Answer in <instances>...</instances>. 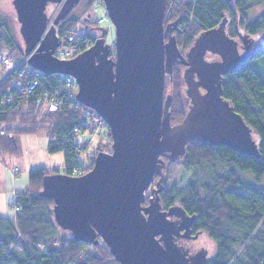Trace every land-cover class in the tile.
<instances>
[{
	"label": "water",
	"instance_id": "obj_1",
	"mask_svg": "<svg viewBox=\"0 0 264 264\" xmlns=\"http://www.w3.org/2000/svg\"><path fill=\"white\" fill-rule=\"evenodd\" d=\"M61 1L12 0L24 53L32 68L74 79L75 99L98 113L112 142L111 151L99 150L85 174L45 179L44 193L54 201L56 222L78 240L101 238L121 264H205V249L190 254L176 243L177 237H190L193 217L180 206L161 209V178L154 199L142 203L155 174L165 167L162 157L182 156L189 141L257 154L251 129L221 95L223 75L254 55L252 40L228 37L223 19L199 34L183 54L172 34L177 21L164 24L166 0H104L114 26L115 57L108 58L102 30L88 50L60 60L53 55L59 44L54 28L41 36L46 5ZM78 1L65 0L55 24ZM206 52L219 59L206 61ZM176 61L188 66L183 78L191 105L179 123L171 124V96L164 88ZM172 216L180 218L179 225Z\"/></svg>",
	"mask_w": 264,
	"mask_h": 264
},
{
	"label": "trees",
	"instance_id": "obj_2",
	"mask_svg": "<svg viewBox=\"0 0 264 264\" xmlns=\"http://www.w3.org/2000/svg\"><path fill=\"white\" fill-rule=\"evenodd\" d=\"M90 1L84 4L85 16ZM223 19L228 37L250 38L255 48L253 56L223 75L221 95L251 129L257 154L189 141L177 161L191 170L187 188L178 193L166 191L165 182L161 181L158 197L165 210L177 202L186 215L193 217L191 233L204 232L212 240L213 255L205 264H264V0H166L164 24L177 21L173 34L180 52L187 50L202 32L218 27ZM82 20L96 25L93 14ZM75 22L76 19L66 16L56 25L60 32H79L74 29ZM97 25L93 28L99 27ZM81 34L90 38L91 43L95 41L87 30ZM1 48L8 49L11 57L24 56L9 19L2 14ZM112 56L110 50L108 58ZM183 68L177 61L172 68L171 124L179 123L187 112L182 94ZM8 80L0 81V92L11 93L14 99L0 108V129L5 131L0 135V148L14 153L16 142L11 138L44 132L49 138L46 150L51 154L62 151L64 167L28 171L25 190L15 193L12 203L19 206L20 212L12 217L0 216V264H121L100 238L78 240L69 229L62 228L54 217L53 199L44 193V182L49 176H72L74 170H89L93 166L97 153H92L87 163L81 162L79 157L88 146L75 141L81 132H89L81 117L86 107L76 99L67 100L66 95L60 93L56 97L61 103L50 110L42 96L45 91L52 94L57 87L58 79L52 76L45 77L33 94L27 96L17 94ZM74 128L80 133L73 134ZM104 132L111 140L107 125ZM162 160L171 164L166 157ZM158 179L159 175L155 174L149 190L145 191L143 206L152 198L154 181Z\"/></svg>",
	"mask_w": 264,
	"mask_h": 264
},
{
	"label": "rangeland",
	"instance_id": "obj_3",
	"mask_svg": "<svg viewBox=\"0 0 264 264\" xmlns=\"http://www.w3.org/2000/svg\"><path fill=\"white\" fill-rule=\"evenodd\" d=\"M86 1L87 0H79L77 4L72 6V8L65 15V17L68 16L69 18L76 19V22L74 24V29L81 33L87 30L91 35L97 36V35H100L101 29L106 30V35H104L105 42L106 44L111 45V43L114 42L115 32H114V26L112 25L110 20L108 23L101 25L99 29L93 28L94 26L96 27L97 24L92 25L88 21H85L86 23H84V21L82 20L83 17L87 18V16L84 15L85 11H84V6H83L84 3H86ZM91 1H90V4H91ZM64 3L62 5V8L64 6ZM48 4L46 5V8L48 10L46 8L45 10H47L49 13L47 16V21L48 20L50 21L52 19L54 12L57 10L58 5L53 7L52 5H48ZM62 8H61V11H62ZM256 9H258V7H256ZM0 14H2L7 19H9L14 29V35L16 36L17 40L21 44L22 49L24 51V41L21 35L19 34V24L16 19V14H15V11L12 5V0H0ZM99 14L100 13H96V15H99ZM85 25H87L88 27L86 28ZM55 26L58 27V25L55 24V20H54V24H53L54 29L56 28ZM45 34L46 33L44 30L41 37L44 38ZM235 40L239 41L238 39H235ZM110 50L111 49L109 48V52ZM3 51H7L9 55L8 49L1 48L0 53H2ZM53 55L55 54L53 53ZM214 55L216 54L209 52L208 54H205L204 58L206 61H210V60L213 61L212 59L217 60L218 57ZM9 57L11 61L13 62L12 64H15L16 62H22V61H25V64H26V62H28V59H29V56L26 55L25 53H24V56H19L15 54L13 57L11 56ZM11 65L8 64V66L6 67L0 66V81L4 79L5 77L6 79H10V80L15 77L14 73L9 72L10 69L14 68ZM183 70L185 69L183 68ZM10 74H12L13 76H9ZM10 80L8 81L10 82ZM169 82H170L169 76H167L166 82H165V88H164L165 95L169 94V87H170ZM75 89L77 91L76 87ZM186 89H187V85L183 78L182 94H183V97L185 98V104H186V108L188 111L191 105V99L187 95ZM199 92L203 93L204 90L202 88H199ZM9 135H12V134H8V136ZM11 139L16 142V152L14 151H13L14 153H11L10 151L6 152L2 148H0V216L1 217L14 216V206L16 205V204L12 205L13 200H14V194L23 192L25 190V187L28 183V171L29 170L35 169V168H46L49 170L52 168H58L62 170V168L64 167V155L62 151L51 154L46 150V144L49 141V138L44 132L21 135V136H18L16 138H11ZM75 141L79 143L85 142V144L88 146L87 150L83 153V155L79 157V160L84 163H87V161L91 158L92 153H97L99 150H102L105 152L111 151L112 140H110L106 136V132H104V126L103 127L100 126L98 131L95 133L84 131L82 132V134H78V136H76L75 138ZM179 157L171 160V164L164 162L165 167L160 169L159 179L161 178V181L165 182L164 189L166 191L178 193L179 191H182L185 188H187V182L190 178L191 170L186 169L182 165L177 164V161L180 160ZM13 168H17V172L14 173ZM83 170L85 172H88L90 169L88 170L87 168H85ZM83 170H79V171L76 170L74 173H77V174L79 172L82 173ZM157 181H154L155 182L154 183L155 185L153 186L154 189L156 188ZM147 190H149V188ZM154 191L155 190H152L151 192L152 199H154V197L156 196ZM175 205L177 206L178 203L176 202L174 206ZM161 209H163L162 206H161ZM173 217L174 218L176 217V219L180 220V218L177 216H172V218ZM173 221H175L178 224V221L176 220H173ZM180 233L183 234L184 230H181ZM70 234H71V231H70ZM182 238L183 239L179 240L177 244L180 246L186 247L188 249V253L193 254V253H196L200 249H205L207 252V255H206L207 259L213 255V251L215 247L214 243L212 242V240H210V238L206 236L204 232H197L195 234L190 233V237H182Z\"/></svg>",
	"mask_w": 264,
	"mask_h": 264
},
{
	"label": "built area",
	"instance_id": "obj_4",
	"mask_svg": "<svg viewBox=\"0 0 264 264\" xmlns=\"http://www.w3.org/2000/svg\"><path fill=\"white\" fill-rule=\"evenodd\" d=\"M65 0H62L58 4L57 10L54 12L52 19L46 22V29L45 33H49L51 28H53L54 20L57 17L61 6L63 5ZM87 13L93 14L96 20V24L98 25H104L105 23L109 22V18L106 14L105 8H104V0H92L91 4L87 10ZM96 13H100L99 15H96ZM56 27V26H55ZM45 34V35H46ZM54 35L59 41L58 47L56 48L54 52V56L60 60H68L71 59L78 54L88 50L92 43L91 39L82 35L80 32H72L70 30H64L63 32L59 31V28L56 27L54 29ZM63 42V43H62ZM111 48H114V43H111ZM63 47V48H62ZM113 56H115V52H113ZM13 62L11 61L7 51H3L0 53V66L6 67L11 65ZM25 64V61L22 62H16L15 64H12L14 68L10 69L9 72L14 73L15 77L13 79H9V86L13 87V89L16 91L17 94L20 95H30L33 94L36 87H38L43 79L47 76H52L57 80V87L54 88V92L51 94L50 91H45L42 100L43 103L47 106H49L50 110H55L58 107V104L61 103L59 101V97L57 98V94L64 93L66 95V99L70 100L71 98L75 100V83L72 77L68 75H59V74H45L37 69H34L30 67L27 62ZM9 76H13L10 74ZM8 77V76H7ZM6 78V77H5ZM14 97L11 93H4L1 94L0 92V108L5 105V103L11 104ZM81 117L85 119L84 126L88 128L89 132H97L99 127H103L106 125L104 120L98 115V113L92 109L85 108L81 112ZM90 127V128H89ZM5 133L4 130L0 129V135H3ZM73 134L80 133L78 128H74L72 130ZM82 133V132H81ZM53 139V138H52ZM13 172H17V168H13ZM72 174H77L74 173ZM80 174H84L85 171L79 172ZM78 173V174H79ZM20 208L19 206H14V213H19Z\"/></svg>",
	"mask_w": 264,
	"mask_h": 264
},
{
	"label": "flooded vegetation",
	"instance_id": "obj_5",
	"mask_svg": "<svg viewBox=\"0 0 264 264\" xmlns=\"http://www.w3.org/2000/svg\"><path fill=\"white\" fill-rule=\"evenodd\" d=\"M84 4H85V3H84ZM83 6H84V5H83ZM175 27H176V26H175ZM176 29H177V27H176ZM176 29H174V30L172 31V34H173L174 32H176V31H175ZM239 41H241V40L239 39ZM191 46H192V45H191ZM189 48H190V47H189ZM187 49H188V48H187ZM186 51H187V50L183 51L182 53L185 54ZM208 53H209V52H207L206 54H208ZM214 56L218 57L217 55H214ZM218 59H219V57H218ZM218 59H217V60H218ZM212 60L214 61V60H216V59H212ZM210 61H211V60H210ZM182 66L184 67V69L188 68V66H186V65H184V64H182ZM196 70H197V68H194V69H193V71H196ZM172 219L178 221V225H179L180 220L176 219V217H175V218L173 217ZM191 225H192V224H191ZM190 232H191V231H190ZM182 239H183L182 237H177V238H176V243H177L179 240H182Z\"/></svg>",
	"mask_w": 264,
	"mask_h": 264
}]
</instances>
